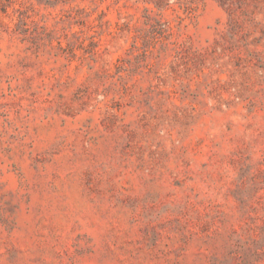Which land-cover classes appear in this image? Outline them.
Returning a JSON list of instances; mask_svg holds the SVG:
<instances>
[{
    "label": "rangeland",
    "instance_id": "rangeland-1",
    "mask_svg": "<svg viewBox=\"0 0 264 264\" xmlns=\"http://www.w3.org/2000/svg\"><path fill=\"white\" fill-rule=\"evenodd\" d=\"M0 264H264V0H0Z\"/></svg>",
    "mask_w": 264,
    "mask_h": 264
}]
</instances>
